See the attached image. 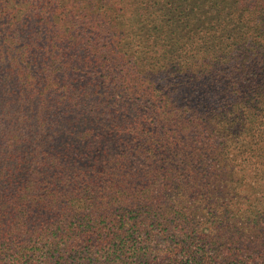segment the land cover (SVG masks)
I'll return each instance as SVG.
<instances>
[{"label": "trees", "instance_id": "1", "mask_svg": "<svg viewBox=\"0 0 264 264\" xmlns=\"http://www.w3.org/2000/svg\"><path fill=\"white\" fill-rule=\"evenodd\" d=\"M240 233L264 0H0V264H257Z\"/></svg>", "mask_w": 264, "mask_h": 264}, {"label": "rangeland", "instance_id": "2", "mask_svg": "<svg viewBox=\"0 0 264 264\" xmlns=\"http://www.w3.org/2000/svg\"><path fill=\"white\" fill-rule=\"evenodd\" d=\"M257 186V185H255ZM203 207V206H202ZM233 213L231 211H227L222 213V217H224L227 220H230V218L232 220H234ZM193 220L195 221V223H200V224H204V222L206 221V216L205 213L203 212L200 215H196L193 217ZM239 224H237V229L242 230L241 228L244 227V224L241 222V220H237ZM172 225H176V222ZM207 232H210V228H207ZM247 235V234H239L241 241L238 240V235L232 236L230 239V241L228 242L227 245H233V247L238 246L239 244L245 242L244 248H246L245 250L248 251V254L252 257V259L254 261H257V264H259L260 262L264 263V235L261 234H256V235ZM258 256H260L258 258ZM243 257V256H242ZM242 257H236L234 258L235 261L232 262L233 264H241V262H243V258ZM226 261H229V259H227ZM236 262V263H235Z\"/></svg>", "mask_w": 264, "mask_h": 264}]
</instances>
